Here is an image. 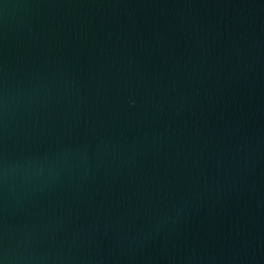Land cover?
I'll use <instances>...</instances> for the list:
<instances>
[{
	"label": "water",
	"instance_id": "water-1",
	"mask_svg": "<svg viewBox=\"0 0 264 264\" xmlns=\"http://www.w3.org/2000/svg\"><path fill=\"white\" fill-rule=\"evenodd\" d=\"M0 264H264V0H0Z\"/></svg>",
	"mask_w": 264,
	"mask_h": 264
}]
</instances>
